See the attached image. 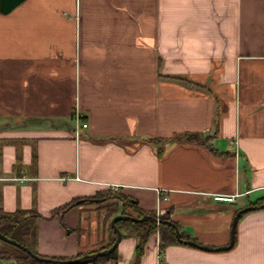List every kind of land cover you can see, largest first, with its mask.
Segmentation results:
<instances>
[{
    "label": "crops",
    "instance_id": "0c3cea01",
    "mask_svg": "<svg viewBox=\"0 0 264 264\" xmlns=\"http://www.w3.org/2000/svg\"><path fill=\"white\" fill-rule=\"evenodd\" d=\"M182 134L214 135L218 153L171 140ZM105 188L171 209L214 249L170 245L166 264H264V209L244 213L221 250L234 215L264 198V0H23L0 12V208L36 210L37 253L70 259L106 230L77 231L89 226L77 209L62 223L49 214ZM158 241L140 264H157ZM136 246L121 239L116 264Z\"/></svg>",
    "mask_w": 264,
    "mask_h": 264
},
{
    "label": "trees",
    "instance_id": "16d2710c",
    "mask_svg": "<svg viewBox=\"0 0 264 264\" xmlns=\"http://www.w3.org/2000/svg\"><path fill=\"white\" fill-rule=\"evenodd\" d=\"M172 80L188 82L189 85L195 86L197 88H203L200 85L190 82L188 80L177 78V77H167ZM212 136H202L200 134H182L174 136L172 141H181L194 142L199 145L207 148L211 153L217 154L218 152L212 144ZM150 143H157L162 147L167 140H148ZM159 148L158 155L162 154V148ZM32 163L36 164V154L33 153ZM109 203L112 202L113 211L110 213V218H113L117 215L128 216L131 218L141 219L143 217H150V219L144 222H132L131 220H119L116 222V228L121 233L122 239H135L137 241V246L135 250V255L132 264H140L141 258L144 255L146 244L148 243L150 237L155 234L158 235V249L159 254L163 255V252L166 247L170 245H181L184 244L176 238V230L180 233V238L183 241L192 240L187 234L181 231V227L178 223L171 219V209H168L164 212L161 217H159L158 227L155 224L156 218L155 212L145 211L139 208L136 200L123 195L120 191L105 188L97 191L94 195L88 197H78L72 199L70 202L51 210L48 218L57 217L62 223L63 215L68 211L78 208L80 205L90 204V203ZM264 204V198H260L254 202H249L248 206H260ZM42 216L34 210H23L16 209L14 212H5L0 208V233L6 236L8 239L15 241L19 245L27 248L34 255L38 256L40 259H50L53 261H65L81 258L84 255L93 254L101 252L111 248L113 243L116 240V235L109 225V232L111 234V239L107 241L105 245L99 246L96 249L84 254L78 253L73 258H56V257H45L37 253L36 244H37V232L36 224ZM117 249H114L111 253L100 256L93 259H85L84 262L79 264H116L118 259ZM53 264L43 262L41 260H35L24 250L11 245L9 243L3 242L0 240V264Z\"/></svg>",
    "mask_w": 264,
    "mask_h": 264
},
{
    "label": "water",
    "instance_id": "95a60500",
    "mask_svg": "<svg viewBox=\"0 0 264 264\" xmlns=\"http://www.w3.org/2000/svg\"><path fill=\"white\" fill-rule=\"evenodd\" d=\"M23 0H0V12L2 14H8L10 11H12L16 6H18L20 3H22ZM256 209H264V205L261 206H248L246 208H243L241 210H239L233 217L232 219V223H231V228H230V238H229V244L228 246L221 248V250H229L232 248L233 244H234V239H235V231H236V225L237 222L239 220V218L244 214L247 213L249 211L252 210H256ZM150 219V217H143L141 219H137V218H130L128 216H121V215H117L115 217L112 218L111 222H110V226L113 229L115 235H116V240L113 243V245L111 246V248L101 251V252H97V253H93V254H86L81 258H77V259H73V260H65V261H53L50 259H40L38 256L34 255L31 251H29L27 248L19 245L18 243H16L13 240L8 239L6 236L2 235L0 233V240L6 243H9L11 245H14L22 250H24L25 252H27L29 255H31L32 258H34L35 260H41L43 262H47V263H53V264H79L84 262L85 259H93V258H97L100 256H104L107 255L109 253H111L114 249H116L118 247L119 242L121 241V233L120 231L116 228V222L119 220H131L132 222H144L146 220ZM176 238L178 239V241L184 243V244H188L190 246L199 248L201 250H206V251H213L214 249L212 248H208L206 246H202L197 244L196 242L192 241V240H188V241H183L180 238V233L178 230H176Z\"/></svg>",
    "mask_w": 264,
    "mask_h": 264
},
{
    "label": "rangeland",
    "instance_id": "374dc122",
    "mask_svg": "<svg viewBox=\"0 0 264 264\" xmlns=\"http://www.w3.org/2000/svg\"><path fill=\"white\" fill-rule=\"evenodd\" d=\"M109 205H112V202H109V203H103V202H101V203H90V204L80 205V206H78V208H75L84 216V220L86 222H88V224H89V226H87V228H79L78 227L76 230L83 232V233L85 231H87L89 233L90 226L95 225V226H98L99 228H101V226H103L106 230V233H107L106 236H107V239L109 241L111 239V234L109 232V225H110V222L112 220V218H110L109 216H110V213L114 210L112 207L113 205L112 206H109ZM261 205H264V204H261ZM161 215L162 214L155 215V218H156L155 224L157 227L159 224V221H157V220H159V217H161ZM76 230H75V232H76ZM154 236L158 237L157 234H155ZM105 244L106 243H104L102 245H105ZM102 245H98L95 248L102 246ZM1 264H3V263L1 262Z\"/></svg>",
    "mask_w": 264,
    "mask_h": 264
},
{
    "label": "built area",
    "instance_id": "2783aa9c",
    "mask_svg": "<svg viewBox=\"0 0 264 264\" xmlns=\"http://www.w3.org/2000/svg\"><path fill=\"white\" fill-rule=\"evenodd\" d=\"M77 121L80 118L79 115L76 116ZM87 125L86 124H82L81 128H86ZM79 126L76 127V131H75V136L78 137L79 136ZM236 196H221V195H216L214 196V200L215 201H219V202H227V203H233L235 201ZM164 212H156V215L158 214H163ZM158 221V220H157ZM157 264H166L165 260H164V256L162 254L158 255V260H157Z\"/></svg>",
    "mask_w": 264,
    "mask_h": 264
}]
</instances>
